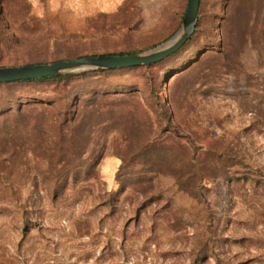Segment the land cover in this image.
Instances as JSON below:
<instances>
[{"label":"rangeland","instance_id":"obj_1","mask_svg":"<svg viewBox=\"0 0 264 264\" xmlns=\"http://www.w3.org/2000/svg\"><path fill=\"white\" fill-rule=\"evenodd\" d=\"M185 5L184 0H0V11L12 18L18 37L10 48H0V67L51 63L72 50L142 53L178 31L181 23L168 36ZM262 12L248 21L242 36L228 32L227 50L238 52V64L225 72L213 94L186 76L169 82L172 93L188 96L181 108L189 127L180 129L199 151L212 142L230 147L231 165L246 179L226 184L204 178L198 197L191 199L170 179L156 178L141 196L122 188L127 142L109 129L100 135L95 177L69 186L54 201L45 179L47 159L28 149L16 170L0 177V264H191L204 243L213 257L200 264H264V126L251 129L254 117L234 100L245 96L264 110ZM212 33L220 38V30ZM144 77L136 70L102 79L142 91ZM14 92L16 101H34L53 99L60 89L39 84ZM6 100L7 91L0 89V101ZM24 167L28 173H17ZM159 194L161 200L138 211L145 197ZM26 214L31 224L23 233Z\"/></svg>","mask_w":264,"mask_h":264},{"label":"trees","instance_id":"obj_2","mask_svg":"<svg viewBox=\"0 0 264 264\" xmlns=\"http://www.w3.org/2000/svg\"><path fill=\"white\" fill-rule=\"evenodd\" d=\"M263 10L264 0H200L193 34L175 53L158 63L0 84V89L7 91V100L0 101V177L4 173L9 176L25 157L24 153L35 149L47 159L45 179L55 201L69 186L95 177V165L102 154L100 135L110 129L117 131L127 142V172L122 188L130 187L141 196L147 195L156 178L170 179L182 195L191 199L198 197V184L204 178H219L226 184L246 179L233 169L228 157L232 151L230 147L217 142L201 151L195 147L185 134L189 122L181 108L188 96L172 93L169 82L172 78L186 76L189 83L213 94L225 72L238 64V52L227 50L228 32L235 30L242 36L248 21L262 15ZM183 12L184 9L172 24L169 37L179 27ZM11 20L8 14L0 11V48L8 49L18 40L12 31L14 22ZM215 29L221 32L219 39L212 33ZM201 38L204 45L200 43ZM141 51L99 56H129ZM67 54L51 63L95 56L76 50ZM36 64L48 62H27L9 67ZM153 68L155 71L151 72ZM136 70L146 73L142 91L125 86L119 89L102 79ZM39 84H53L60 92L53 99L16 101L15 88ZM234 100L243 112L254 117L251 129H256L258 124L264 126V110L260 106L256 108L245 96H234ZM180 125L186 130L180 129ZM184 138L187 142L183 143ZM17 173L26 174L28 169L24 167ZM12 194L16 196L14 192ZM161 199V194L145 197L137 209L140 211ZM27 220L26 214L23 233L31 224ZM210 251L208 243L202 244L191 264L212 258ZM214 258L220 262L217 255Z\"/></svg>","mask_w":264,"mask_h":264},{"label":"water","instance_id":"obj_3","mask_svg":"<svg viewBox=\"0 0 264 264\" xmlns=\"http://www.w3.org/2000/svg\"><path fill=\"white\" fill-rule=\"evenodd\" d=\"M199 2L200 0L186 1L178 31L153 49L129 56L95 55L48 64L0 67V84L89 71L122 70L158 63L175 53L193 34L198 21Z\"/></svg>","mask_w":264,"mask_h":264}]
</instances>
